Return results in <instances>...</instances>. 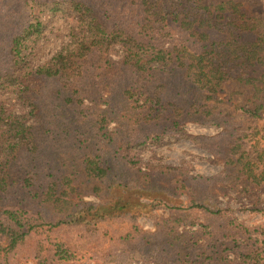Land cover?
Wrapping results in <instances>:
<instances>
[{
    "label": "rangeland",
    "instance_id": "1",
    "mask_svg": "<svg viewBox=\"0 0 264 264\" xmlns=\"http://www.w3.org/2000/svg\"><path fill=\"white\" fill-rule=\"evenodd\" d=\"M82 1L103 9L108 17L107 25L138 29L146 23L142 0ZM200 1L204 4L231 1L240 6L254 28L251 32H242L237 44L250 46L252 42L264 39V0ZM75 15L69 10V0H0V70L13 65L12 38L37 19L42 22V35L37 43L28 42L30 48L26 47L24 53L34 68L50 61L68 41L71 28L77 29ZM169 30L170 33L164 36L165 47L170 48L176 39L186 40V35L180 36L174 29ZM188 42L195 45L192 39ZM121 58L122 50L116 47L112 59L118 62ZM117 66L113 65L99 78L89 79L90 82L82 85L87 90L82 101L75 97L65 109L56 95L57 91H64V80L26 81L35 90L42 89V100L34 114L36 117L29 114L32 118L27 120L28 124L35 123L36 149L23 147L18 162L33 156L35 169L29 177L34 182V189L39 184L43 189L36 197L35 192L30 193L27 188L12 185L0 191V207L10 203L20 205L27 223L44 225L45 229L49 223L65 219L85 203H104L112 196H125L124 192L136 193L126 186L141 173H151L160 186L175 188L173 179L185 180L180 198L183 203L193 199L222 206L231 210L227 212L228 218L264 227V185L261 187L264 179V108L256 117L239 109H253L264 101V68L257 71L251 84L247 82L248 76H252L249 69L243 70V74L238 70L232 72V78L220 85V91L215 93L192 79L188 80L192 82V90L188 89L184 86V76L170 78L175 87L179 86V93H173L172 87L161 85L162 79L157 77L146 87L160 97L161 105L153 107L158 111L152 113L149 122L128 127L116 112L106 113L104 121L98 122L102 118L98 108L104 109L106 104L117 108L120 103L116 86L128 78ZM0 104L13 113H29V107L12 92L0 91ZM69 117L74 120L72 126L68 125ZM196 117L200 120H195ZM147 135L150 138L143 141ZM187 137H194L198 143ZM128 140L133 141L129 144ZM87 152L109 161V176L94 177L85 173L83 160L88 156ZM51 161L53 169L45 167L50 166ZM157 165L180 170L176 175L163 178L153 169ZM62 177L66 178L64 182ZM50 183L55 185L52 191L48 189ZM158 194L164 196L163 192ZM47 196L54 201V209L50 202L43 201ZM128 216L81 221L73 226L60 225L49 232L37 233L40 236L32 233L19 248L15 264H37L36 245L40 238L45 239L41 243L44 246L41 255L47 254L46 246L55 243V248L62 244L70 257L55 264H93L108 255H117L121 248L147 251L149 243H145L139 233H134ZM166 216V210H156L157 220ZM135 226L144 235L155 231L154 222L146 212L137 217ZM5 244L0 238V246L3 248Z\"/></svg>",
    "mask_w": 264,
    "mask_h": 264
},
{
    "label": "trees",
    "instance_id": "2",
    "mask_svg": "<svg viewBox=\"0 0 264 264\" xmlns=\"http://www.w3.org/2000/svg\"><path fill=\"white\" fill-rule=\"evenodd\" d=\"M142 3L146 23L138 29H120L116 24L107 25L106 13L96 5H89L82 0H69V10L76 13L77 29L71 28L68 41L62 44L50 61L36 68L29 64L24 49L30 48L28 42L33 45L40 39L43 28L40 19L27 25L12 38L10 51L13 65L0 70V91L14 93L29 107V113H13L0 104V191L17 185L27 188L30 193L35 192L34 195L38 197L43 189L42 184H39L35 190L34 182L29 177L35 169L33 156H29L27 161L18 162L23 147L27 150L36 149L35 123L28 124L27 120L32 118L29 114L36 117L34 114L42 100V89L35 90V87L26 84L27 80H64V91H57L56 95L63 105L62 109H65L75 97L82 101L87 91L86 86L82 85L93 77L99 78L100 74L117 64L128 79H123L116 86V94L120 98L117 108L107 104L104 109L98 108L102 116L98 122L104 121L106 113L116 112L130 127L142 121L149 122L153 118L152 113L158 111L153 107L161 105L160 97L157 93H150L146 87L157 77L162 79L161 85L172 87L173 93H179V86L175 87L170 78L180 76L185 77L184 86L190 90L192 82L188 80L192 79L207 91L215 93L220 91V85L232 78V72L238 70L243 74V70L249 69V75L252 76H248L247 82L251 84L257 71L264 68V53H261L264 39L262 42H252L250 46L237 44L242 32H251L254 28L237 4L231 1L204 4L200 0H142ZM169 29H174L180 36L186 35V40L179 38L170 48L165 47L164 36L170 33ZM189 39L198 48L188 42ZM116 47L122 50V58L118 62L112 59ZM78 81L80 84L77 87ZM262 108L264 101L253 109H239L256 117ZM198 118L195 120H200ZM73 122L69 117L68 125L72 126ZM147 136L143 141L150 138ZM187 138L198 143L194 137ZM87 155L83 160L87 175H110L107 159L92 156L88 152ZM45 167L53 169V161ZM153 169L163 178L176 175L180 170L169 165H157ZM65 180L62 177V181ZM185 182L176 178V181H172L175 188L160 186L153 174L141 173L126 186L136 193L124 192L125 196H112L104 203L78 205L65 219L49 223L45 229L44 225L27 223L20 205L5 204L0 207V238L6 243L3 248L0 246V264H15L19 248L21 245L23 247L32 233H46L60 225L73 226L81 221L127 218L128 215L134 233H139L142 240L149 243L147 251L135 252L121 248L117 255H108L93 264H264V227L250 226L235 218H228L227 212L231 210L222 206L193 199L183 203L180 198ZM53 185L49 184V191L54 189ZM263 185L264 179L261 187ZM118 186L122 187L120 184ZM158 192H163L164 196ZM141 198L149 201L145 202ZM43 201L50 202L54 209V201L49 196ZM160 209L166 210L167 216L157 220L156 210ZM141 212H146L154 222L155 231L148 235L135 226ZM40 239L36 245L37 264L69 260L62 244L55 248V243H50V246L45 247L47 254L41 255L44 247L41 243L45 239Z\"/></svg>",
    "mask_w": 264,
    "mask_h": 264
}]
</instances>
